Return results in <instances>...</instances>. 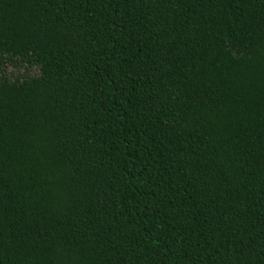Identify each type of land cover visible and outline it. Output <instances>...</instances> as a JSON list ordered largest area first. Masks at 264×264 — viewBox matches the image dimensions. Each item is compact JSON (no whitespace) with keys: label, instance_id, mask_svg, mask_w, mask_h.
Returning <instances> with one entry per match:
<instances>
[{"label":"trees","instance_id":"trees-1","mask_svg":"<svg viewBox=\"0 0 264 264\" xmlns=\"http://www.w3.org/2000/svg\"><path fill=\"white\" fill-rule=\"evenodd\" d=\"M0 264H264V0H0Z\"/></svg>","mask_w":264,"mask_h":264},{"label":"rangeland","instance_id":"rangeland-1","mask_svg":"<svg viewBox=\"0 0 264 264\" xmlns=\"http://www.w3.org/2000/svg\"><path fill=\"white\" fill-rule=\"evenodd\" d=\"M6 73L11 78L23 77L28 75H38L40 70L37 66H30L26 62H20L18 66L6 62L0 64V73Z\"/></svg>","mask_w":264,"mask_h":264}]
</instances>
